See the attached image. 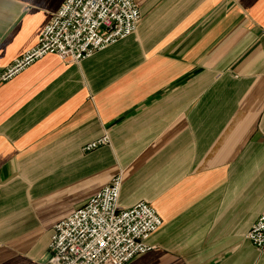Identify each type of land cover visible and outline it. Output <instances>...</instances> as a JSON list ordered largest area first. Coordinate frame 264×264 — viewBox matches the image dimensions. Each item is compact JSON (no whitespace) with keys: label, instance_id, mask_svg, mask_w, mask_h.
Segmentation results:
<instances>
[{"label":"crops","instance_id":"1","mask_svg":"<svg viewBox=\"0 0 264 264\" xmlns=\"http://www.w3.org/2000/svg\"><path fill=\"white\" fill-rule=\"evenodd\" d=\"M136 31L0 79V264H46L52 227L120 174L162 225L125 264H264V0H134ZM64 0H0V75ZM106 136L91 150L84 146Z\"/></svg>","mask_w":264,"mask_h":264},{"label":"built area","instance_id":"2","mask_svg":"<svg viewBox=\"0 0 264 264\" xmlns=\"http://www.w3.org/2000/svg\"><path fill=\"white\" fill-rule=\"evenodd\" d=\"M141 14L134 0H64L43 28L36 44L14 59L0 75L7 80L48 54L77 62L133 34ZM108 142L106 136L84 146L88 151ZM120 174L52 227L46 264H125L152 249L148 238L162 218L147 201L122 208ZM247 238L264 250V214Z\"/></svg>","mask_w":264,"mask_h":264}]
</instances>
